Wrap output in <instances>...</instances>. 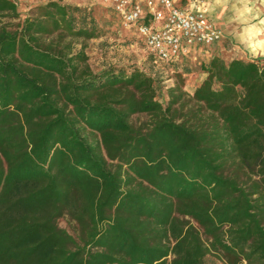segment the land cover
<instances>
[{
  "label": "trees",
  "instance_id": "1",
  "mask_svg": "<svg viewBox=\"0 0 264 264\" xmlns=\"http://www.w3.org/2000/svg\"><path fill=\"white\" fill-rule=\"evenodd\" d=\"M99 32L80 6L0 0V264H264V62L199 59L164 104L139 67L93 70Z\"/></svg>",
  "mask_w": 264,
  "mask_h": 264
},
{
  "label": "rangeland",
  "instance_id": "2",
  "mask_svg": "<svg viewBox=\"0 0 264 264\" xmlns=\"http://www.w3.org/2000/svg\"><path fill=\"white\" fill-rule=\"evenodd\" d=\"M18 4L21 17L32 14L35 7L38 5L46 4L50 0H15ZM63 4H71L86 8L94 17L98 27L99 35L85 42V51L88 55V61L95 71H100L109 67H139L152 76L160 80L162 90L160 91V100L166 104L169 99L168 90L177 84L182 85L183 90L188 94H193L196 86L203 80L202 70H197L200 64L199 59H207L212 55H215L217 51L216 47L212 46L210 49L211 55L208 56L204 53L193 56L189 62L187 68L193 71H185L182 68H177L171 64L155 63L151 59V55L143 42L133 35V32L126 30L119 16L115 13L114 9L104 0H57ZM221 8L226 9L227 19L230 12H233L234 8H240L244 11L243 17H240L242 22L241 26L248 21L259 22L264 27V18L261 16L252 17L251 10L263 9L264 13V0H219ZM261 21V22H260ZM245 25V24H244ZM228 26L227 22L225 27ZM224 46L226 48L231 47V40H228L225 36ZM80 47V44H78ZM210 48V47H209ZM208 48V49H209ZM220 53V52H219ZM218 53V54H219ZM222 56L225 60H229L228 53L224 52ZM198 59V61H197ZM185 68V67H184ZM150 121V118L145 113L134 114L131 117V122L135 126H145ZM57 224L60 228L65 229L73 236H77L78 226L76 221L69 215L64 214L57 219ZM203 264H225V259L222 253L211 252L205 259Z\"/></svg>",
  "mask_w": 264,
  "mask_h": 264
},
{
  "label": "built area",
  "instance_id": "3",
  "mask_svg": "<svg viewBox=\"0 0 264 264\" xmlns=\"http://www.w3.org/2000/svg\"><path fill=\"white\" fill-rule=\"evenodd\" d=\"M104 1L114 9L123 27L143 42L156 63L183 62L206 54L224 37L204 9L184 7L178 0Z\"/></svg>",
  "mask_w": 264,
  "mask_h": 264
},
{
  "label": "crops",
  "instance_id": "4",
  "mask_svg": "<svg viewBox=\"0 0 264 264\" xmlns=\"http://www.w3.org/2000/svg\"><path fill=\"white\" fill-rule=\"evenodd\" d=\"M219 0H178L177 2L187 8L200 7L205 10L207 16L220 28L223 30L224 37L231 40L232 46L226 48L224 46V40H220L214 43L212 46L218 47L216 54L223 55L224 52L228 53L229 60L233 58L241 59H258L264 62V27L259 22L248 21L241 26V18L244 15V11L240 8H234L233 12H230L227 19L226 9L221 8V3ZM252 17L261 16L264 18L263 9L251 10ZM228 26L225 27V24ZM210 46L206 55L210 56L212 48ZM220 52V53H219ZM219 53V54H218ZM204 55V54H202ZM203 79L206 77V73L203 74Z\"/></svg>",
  "mask_w": 264,
  "mask_h": 264
}]
</instances>
